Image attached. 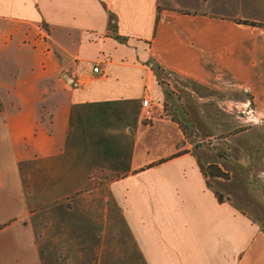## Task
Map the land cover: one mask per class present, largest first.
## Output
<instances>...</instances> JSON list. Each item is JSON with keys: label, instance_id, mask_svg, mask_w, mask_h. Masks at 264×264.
Returning a JSON list of instances; mask_svg holds the SVG:
<instances>
[{"label": "crops", "instance_id": "0c3cea01", "mask_svg": "<svg viewBox=\"0 0 264 264\" xmlns=\"http://www.w3.org/2000/svg\"><path fill=\"white\" fill-rule=\"evenodd\" d=\"M241 92L264 117V0H0V264H264V138L216 160L167 109Z\"/></svg>", "mask_w": 264, "mask_h": 264}, {"label": "rangeland", "instance_id": "374dc122", "mask_svg": "<svg viewBox=\"0 0 264 264\" xmlns=\"http://www.w3.org/2000/svg\"><path fill=\"white\" fill-rule=\"evenodd\" d=\"M163 82V81H162ZM171 86L173 88H178L180 90H186L187 87L183 85V83H180L179 81H172ZM173 94V91H172ZM171 94V95H172ZM172 98L174 99V108H167L168 113L171 115L173 119L179 120L181 122H185L186 118L190 123L187 124V128L181 129V132L183 134V143L188 146L189 149L193 148H202L203 150H207L211 158H215L216 160L219 158L222 159L224 162L229 161L230 152L228 149H222L221 138L223 136H239L237 138L238 145L240 148L247 149L248 147H251L253 145H258L263 143L264 138V117L261 116L258 111H256L252 105V102H249V99L244 97V95H240V99L244 101V104L237 103V104H230L227 102H221L219 103L220 107L216 108H209L204 110L205 113H207V116L209 117L211 124H203L200 121L199 112L196 110H191L192 112V118H195V123L191 121V119L188 117V113L185 109H183L182 105L179 103L180 96L179 95H173ZM220 118V124L219 122L216 124V118ZM212 121V122H211ZM214 122V123H213ZM230 125L233 126L231 128L230 133L222 132L220 131L221 127L228 128ZM216 131V133H215ZM220 131V133H219ZM214 132V135H209L210 133ZM201 133V134H200ZM231 134V135H229ZM204 136H211L205 138ZM182 144V143H181ZM182 146V145H181ZM185 147V148H186ZM182 148V147H181ZM217 148L218 151H217ZM221 148V149H220ZM187 149H181L180 152H185ZM218 159V160H219ZM211 165H216L215 163H211ZM209 166L205 169V173L209 175V172L212 169H209ZM217 166V165H216ZM218 167V166H217ZM219 168V167H218ZM220 169V168H219ZM249 180L257 182L255 189H249L247 188V183L244 182L245 188L243 189H234L233 192H240V194L246 198V200H251L252 202H259L261 200V197L264 196V170H259L256 172H249ZM97 176L100 177L98 174ZM238 176V175H237ZM247 177V173L245 174ZM230 174L226 173L224 177H221L223 182H227L229 179ZM245 179V178H244ZM238 180V179H237ZM243 182V181H242ZM242 182L241 185L243 184ZM234 183V184H238ZM232 192V190H229ZM257 206H259L257 204ZM57 264H68L66 263V260L59 255L57 257Z\"/></svg>", "mask_w": 264, "mask_h": 264}, {"label": "built area", "instance_id": "2783aa9c", "mask_svg": "<svg viewBox=\"0 0 264 264\" xmlns=\"http://www.w3.org/2000/svg\"><path fill=\"white\" fill-rule=\"evenodd\" d=\"M99 63H97L93 67V72H99ZM140 116L142 118V121L145 123H151L155 116V108L152 105V102L150 101L148 96L143 97L141 101V107H140Z\"/></svg>", "mask_w": 264, "mask_h": 264}, {"label": "trees", "instance_id": "16d2710c", "mask_svg": "<svg viewBox=\"0 0 264 264\" xmlns=\"http://www.w3.org/2000/svg\"><path fill=\"white\" fill-rule=\"evenodd\" d=\"M245 23H249L251 25H257V24H255L253 22H245ZM116 37L120 38L119 36H116ZM174 120L179 124V127L181 129H184V128L188 129L187 128V124L190 123V122L188 121L187 118H186L185 122H181V121L176 120V119H174ZM212 167L214 168V170H211V172H209L210 176L224 177L226 175V173L222 172L216 165L209 166V169H212Z\"/></svg>", "mask_w": 264, "mask_h": 264}]
</instances>
